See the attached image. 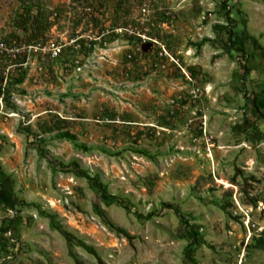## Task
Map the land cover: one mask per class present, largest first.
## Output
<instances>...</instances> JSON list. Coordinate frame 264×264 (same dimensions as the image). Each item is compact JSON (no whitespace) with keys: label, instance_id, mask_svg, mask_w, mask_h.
<instances>
[{"label":"rangeland","instance_id":"374dc122","mask_svg":"<svg viewBox=\"0 0 264 264\" xmlns=\"http://www.w3.org/2000/svg\"><path fill=\"white\" fill-rule=\"evenodd\" d=\"M231 7L244 59L220 0H0V264H264V3Z\"/></svg>","mask_w":264,"mask_h":264},{"label":"trees","instance_id":"16d2710c","mask_svg":"<svg viewBox=\"0 0 264 264\" xmlns=\"http://www.w3.org/2000/svg\"><path fill=\"white\" fill-rule=\"evenodd\" d=\"M232 1H235V0H220L221 8L223 10H225V12H226L225 15H226V20H227V25L215 26L214 30L215 31H219L221 29L225 30L226 33L228 34V42L226 44L228 53L233 58L234 57V53L235 52H239L241 54V57L244 59V58H246L247 54H246V51H245V48H244L243 45L235 43V39L234 38H237L240 35V32L238 30H235V29H237L239 26H242L243 29H244L243 30L244 34H243L242 38H247L249 36H248V34L246 32L247 30H246L245 22H238V20H236L235 18L232 17V7H231ZM258 1H261V2L264 3V0H258ZM206 41L207 40H204L202 43H204ZM202 43H200L199 45H202ZM242 67H243L244 73L249 74L251 72V69L247 66V64L245 62L242 63ZM23 79H24V75L21 76L20 80H18V81L21 82V81H23ZM4 92H5V89L2 88V86L0 85V96L4 95L5 94ZM4 99H5V97L3 98V100ZM255 100H256V104L258 105L257 99H255ZM6 101H7V104H8L9 101H10V98H7ZM260 115H262L261 117L264 118V114H260ZM62 135H63V137H67V138H71V139L74 138L68 132L63 133ZM75 172L79 176H83V177L87 178V180L92 182V184H94L96 182V179L92 178V176H90L87 173L80 172V170H78V169H76ZM180 220L183 221L184 217L180 216ZM186 224L188 226V223H186ZM192 227H193V230H191V235L195 238V244L198 247L201 246L202 244H206L205 243L206 241L200 236V234L198 232V227H195V226H192ZM6 229L7 230L10 229V227H7ZM116 232L118 234H121V235L125 236L127 239L132 240V237L124 229L116 228ZM263 240H264V230H263V233H262L261 237L257 239V242L259 243L260 246L264 245ZM73 241L69 240L70 243L73 242ZM79 245L82 246L88 253L94 255L98 259V263L99 264H105L101 260V258L98 256L97 252L94 250L93 247H90V246L85 245V244H79ZM195 246H194L193 243L189 244L187 252L190 251L192 253V251L195 250ZM70 254L74 257L72 251H70ZM188 258L191 259L192 261L194 260L193 257H191L190 255H188ZM75 261H76L77 264H81V262H80V260L78 258H75Z\"/></svg>","mask_w":264,"mask_h":264},{"label":"built area","instance_id":"2783aa9c","mask_svg":"<svg viewBox=\"0 0 264 264\" xmlns=\"http://www.w3.org/2000/svg\"><path fill=\"white\" fill-rule=\"evenodd\" d=\"M0 49L1 51H6L8 50V48H6L4 46V44H0ZM42 50H46V48H41ZM48 54L50 55L51 58H57L60 56L61 54V48L60 47H57V46H54L52 45L51 48L49 49L48 51Z\"/></svg>","mask_w":264,"mask_h":264}]
</instances>
